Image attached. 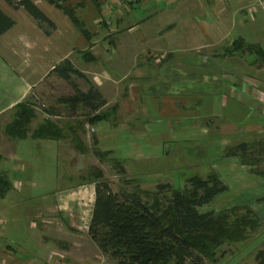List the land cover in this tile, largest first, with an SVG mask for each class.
Masks as SVG:
<instances>
[{
  "label": "crops",
  "instance_id": "obj_1",
  "mask_svg": "<svg viewBox=\"0 0 264 264\" xmlns=\"http://www.w3.org/2000/svg\"><path fill=\"white\" fill-rule=\"evenodd\" d=\"M32 2L52 28L39 27L21 8L10 13L0 8L13 20L0 34V232L28 220L36 230L35 253L22 257L6 246L0 249V264H116L87 235L94 179L87 180L91 198L84 213L82 184L69 188L68 174L88 178V172L81 176L79 171L96 169L92 149L110 157L117 150L115 139H121L124 155L140 169L158 170L191 163L189 151L200 153L212 139L236 134L237 108L250 113L257 102L264 105V56L247 63L241 56L252 53L230 49L234 39H242L264 51V0H63L75 6L88 39L59 8L45 0ZM44 2L70 23L47 15ZM133 4H139L138 11ZM109 22L113 33L103 31ZM63 59L82 74L72 76L79 90L92 87L99 94L103 102L96 112L104 114L102 120L90 125L80 114L43 112L61 130L59 138L7 136L4 127L13 105L30 97ZM248 127L251 133L258 126ZM227 146L219 147V164L212 161L207 174L214 172L221 180L220 173L232 170L235 179L249 181L254 174L238 156H223ZM59 152L65 174L58 177ZM57 179L64 185L52 192ZM20 195L25 200L36 195L39 204L31 210L25 204L6 216V203L16 208L23 201Z\"/></svg>",
  "mask_w": 264,
  "mask_h": 264
},
{
  "label": "trees",
  "instance_id": "obj_2",
  "mask_svg": "<svg viewBox=\"0 0 264 264\" xmlns=\"http://www.w3.org/2000/svg\"><path fill=\"white\" fill-rule=\"evenodd\" d=\"M45 1L59 8L81 35L89 38L83 22L75 15V6L64 5L63 0ZM3 2L12 9L21 8L39 27H53L52 22L32 0ZM12 24V18L0 9V34ZM233 48L241 53H252L256 59L264 56V51L258 46L246 44L242 39H234L230 50ZM49 72L64 80L72 92L55 98L53 102L57 104V109L52 106L42 109V112L66 116H74L79 112L90 125L102 120L104 114L96 112L103 102L99 94L92 87L85 91L76 87L72 76L81 77L82 74L67 59L54 65ZM30 97L13 105L11 119L4 127L5 134L17 139L27 134L31 138H59L61 130L47 118L28 132L29 122L36 115ZM95 141L92 138L93 144ZM247 150V143L241 141L227 146L223 156H238L241 161ZM92 153L95 156L107 154L95 148ZM112 161L119 162L116 159ZM251 162L245 163L251 165ZM249 171L256 172L264 179V168L254 170L250 166ZM93 176V201L87 235L98 250L116 264H205V259L214 263L223 256V245L243 241L259 225L258 217L246 207L239 209L230 206L218 211H198L199 206L208 203L215 194L226 189V185L214 172L204 177L191 174L185 178L181 188H172L168 183L156 184L149 199H144L135 190H112L105 180H100L99 170H94ZM261 199L264 201V196ZM255 257L258 264H264L261 250L256 252Z\"/></svg>",
  "mask_w": 264,
  "mask_h": 264
},
{
  "label": "rangeland",
  "instance_id": "obj_3",
  "mask_svg": "<svg viewBox=\"0 0 264 264\" xmlns=\"http://www.w3.org/2000/svg\"><path fill=\"white\" fill-rule=\"evenodd\" d=\"M122 4L124 1H121ZM127 2H125L126 4ZM121 4V3H119ZM121 4V5H122ZM42 10L52 17L57 23H70L67 18L57 9L53 8V6L44 2ZM119 5L117 8L121 10L122 7ZM139 4H133L132 7L136 8L138 11ZM0 8L5 12H12L10 6L5 4L3 0H0ZM116 8V9H117ZM148 9V8H147ZM145 12V10H144ZM77 15V14H76ZM137 16V14H135ZM134 16V17H135ZM111 18L108 14L106 21H110ZM113 21V20H112ZM111 22V21H110ZM105 23V27L103 29L104 32L113 33L112 30L114 26L112 23ZM48 27V26H44ZM103 32V35L105 34ZM3 51L4 49L1 48ZM115 50H113L114 52ZM115 53V52H114ZM242 61H246L247 63L254 59L252 55L244 54L241 56ZM244 76H242L243 78ZM257 82H259L257 80ZM66 82L62 79H59L54 73H51L43 79V81L39 82L32 90V95L29 98L31 103L34 106L35 118H33L28 125V132H30L33 128L36 127L42 120L45 118L42 109L45 108H54L57 109V104H54L55 98L59 95L70 94V87L65 86ZM256 93H258L257 90ZM258 104V105H257ZM256 107L252 108V112L249 113L244 107H238L236 112H239V121L235 123V130L238 131L236 134H227L225 137L214 138L212 139V143H208L205 148H200V153L197 151H189L186 155L190 157L191 163L187 160V162L181 166L184 162L182 161L180 164L176 165L177 168H159L155 170L151 169H140L138 165L135 163L133 159H129L124 155V148L121 145V139H115L113 142L116 151L110 157H103V155L96 156V169L100 171V180H105L112 190L124 189L126 191H138L139 194L144 199H149L152 197V194L155 190V185L160 183H166L164 181H169L172 188H181L185 183V177L196 174L198 176L204 177L207 172H209L208 166L212 161L218 165L220 161V157L218 156L220 151L219 147L223 146V144H234L236 142L245 141L247 143V152L244 157L241 158L243 164L248 167H252L254 170H261L264 168V105L261 102L256 103ZM79 113V112H78ZM76 114L79 115V114ZM253 124V128L255 124H257V128L253 129L251 133L248 130V126ZM67 156H70V151L67 150ZM129 156V155H128ZM116 159L119 161L118 163L112 161ZM86 159H92L90 155L85 157ZM187 159V158H186ZM55 163V173L59 177L60 175L65 174V165H64V156L60 155V152L56 156ZM75 161V159L73 158ZM253 163L251 165L246 164L245 162ZM172 162V161H171ZM174 164L175 161H174ZM173 165V164H171ZM193 165V167H191ZM69 168V166H66ZM79 171L81 176L87 175L88 178H80L75 174H72L70 177L69 174L66 179V184L69 185V188H76V184H82V193L86 199V205L83 206L84 213H87V202L91 198L90 191L87 188V180L95 179L93 176L94 170ZM122 169V170H120ZM249 169V168H248ZM222 172V171H221ZM234 172L223 171L220 173L222 182L228 186L224 191L219 192L213 196V198L206 204L199 206L197 209L199 212L203 211H218L223 208H228L230 206L238 207H246L250 209L259 219L258 227L249 232L246 239L241 242L232 243L229 245H223L221 249L223 250V256L217 260V262H210L205 259V264H258L257 258L255 257L256 252L261 250L264 254V201L261 197L264 196V179L257 174L256 172L249 173L254 174L253 177L249 179V181H245L242 183L239 176V179H235L234 176H231ZM62 182V181H61ZM57 179V183L54 186H51L52 192L55 186L64 185ZM57 190V189H56ZM143 192H147L144 194ZM164 194H168L166 191ZM19 199L23 201H18V205L13 207V205L6 203L3 212L6 216L14 209L20 211L25 209L23 206L26 204L27 209L36 208L38 203V196H33L32 198L25 200L23 195L19 196ZM5 205V204H4ZM3 206V205H2ZM20 222V221H19ZM83 225V223H81ZM13 231V232H10ZM36 236V230L30 229L28 227V220H25L23 223H19L14 226L11 230H8L5 233L0 232V249L6 248L9 246L14 255L25 257L27 255H31V251L35 253V250L32 249L34 247ZM225 252V253H224ZM28 257V256H27ZM52 258V255L49 256ZM184 264H190L189 262H185Z\"/></svg>",
  "mask_w": 264,
  "mask_h": 264
},
{
  "label": "built area",
  "instance_id": "obj_4",
  "mask_svg": "<svg viewBox=\"0 0 264 264\" xmlns=\"http://www.w3.org/2000/svg\"><path fill=\"white\" fill-rule=\"evenodd\" d=\"M121 1H126V0H121ZM260 3L262 4L263 2H262V1H260Z\"/></svg>",
  "mask_w": 264,
  "mask_h": 264
}]
</instances>
